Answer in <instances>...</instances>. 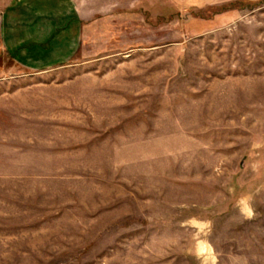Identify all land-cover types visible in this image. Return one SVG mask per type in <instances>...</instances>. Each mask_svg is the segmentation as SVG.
Returning a JSON list of instances; mask_svg holds the SVG:
<instances>
[{"label": "rangeland", "instance_id": "rangeland-1", "mask_svg": "<svg viewBox=\"0 0 264 264\" xmlns=\"http://www.w3.org/2000/svg\"><path fill=\"white\" fill-rule=\"evenodd\" d=\"M67 1L0 55V264H264V0Z\"/></svg>", "mask_w": 264, "mask_h": 264}, {"label": "crops", "instance_id": "crops-1", "mask_svg": "<svg viewBox=\"0 0 264 264\" xmlns=\"http://www.w3.org/2000/svg\"><path fill=\"white\" fill-rule=\"evenodd\" d=\"M22 6L30 8L28 15L21 11ZM68 6L67 0H28L4 13L0 17V55H12L22 69L48 67L66 59L76 37V23L64 14ZM23 21L36 30L29 34L20 32L18 29L25 27ZM59 21L67 30L56 31ZM9 27L17 30L10 33Z\"/></svg>", "mask_w": 264, "mask_h": 264}]
</instances>
